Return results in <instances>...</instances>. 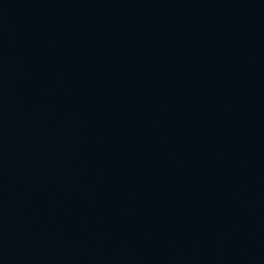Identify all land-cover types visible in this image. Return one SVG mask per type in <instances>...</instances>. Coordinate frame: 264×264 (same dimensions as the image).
<instances>
[{
    "label": "water",
    "instance_id": "95a60500",
    "mask_svg": "<svg viewBox=\"0 0 264 264\" xmlns=\"http://www.w3.org/2000/svg\"><path fill=\"white\" fill-rule=\"evenodd\" d=\"M87 264H264V0H116Z\"/></svg>",
    "mask_w": 264,
    "mask_h": 264
}]
</instances>
